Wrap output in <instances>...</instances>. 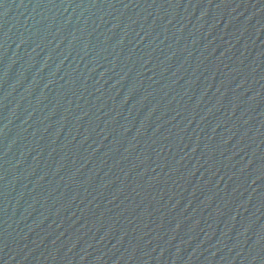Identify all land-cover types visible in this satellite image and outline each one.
Returning <instances> with one entry per match:
<instances>
[{
  "label": "water",
  "instance_id": "obj_1",
  "mask_svg": "<svg viewBox=\"0 0 264 264\" xmlns=\"http://www.w3.org/2000/svg\"><path fill=\"white\" fill-rule=\"evenodd\" d=\"M0 264H264V0H0Z\"/></svg>",
  "mask_w": 264,
  "mask_h": 264
}]
</instances>
